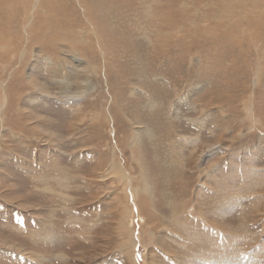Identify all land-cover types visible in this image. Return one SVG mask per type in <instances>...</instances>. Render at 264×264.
<instances>
[{
  "label": "rangeland",
  "instance_id": "374dc122",
  "mask_svg": "<svg viewBox=\"0 0 264 264\" xmlns=\"http://www.w3.org/2000/svg\"><path fill=\"white\" fill-rule=\"evenodd\" d=\"M0 264H264V0H0Z\"/></svg>",
  "mask_w": 264,
  "mask_h": 264
},
{
  "label": "bare ground",
  "instance_id": "6f19581e",
  "mask_svg": "<svg viewBox=\"0 0 264 264\" xmlns=\"http://www.w3.org/2000/svg\"><path fill=\"white\" fill-rule=\"evenodd\" d=\"M61 23V22H60ZM139 218V217H138Z\"/></svg>",
  "mask_w": 264,
  "mask_h": 264
}]
</instances>
